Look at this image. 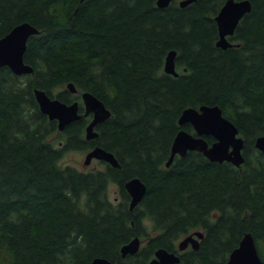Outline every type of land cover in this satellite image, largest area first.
I'll return each mask as SVG.
<instances>
[{"label":"trees","instance_id":"16d2710c","mask_svg":"<svg viewBox=\"0 0 264 264\" xmlns=\"http://www.w3.org/2000/svg\"><path fill=\"white\" fill-rule=\"evenodd\" d=\"M179 1L0 0V36L22 21L39 29L24 54L32 73L0 66V264H88L97 256L150 264L160 247L179 253V264H226L246 232L264 260V151L255 146L264 134V0H250L227 48L217 45L215 19L226 0ZM172 49L177 75L164 69ZM35 87L78 99L83 116L60 130ZM85 90L111 110L94 138L86 137L93 115H84ZM202 104L219 105L239 128L240 166L199 150L166 165L179 129L195 133L180 125L182 111ZM96 145L120 165L61 164L69 150ZM135 176L147 190L131 209L125 183ZM198 228V248L179 251L177 241ZM137 235L140 249L123 256Z\"/></svg>","mask_w":264,"mask_h":264},{"label":"water","instance_id":"95a60500","mask_svg":"<svg viewBox=\"0 0 264 264\" xmlns=\"http://www.w3.org/2000/svg\"><path fill=\"white\" fill-rule=\"evenodd\" d=\"M172 0H157L161 7L168 6ZM193 0H180L182 6L187 5ZM252 8L250 0H226L215 19L218 25L219 38L217 45L227 48L232 45L229 36L233 35L238 23L243 16ZM39 29L29 21H22L16 24L5 35L0 36V66H9L16 74H27L34 71V67L25 62L24 54L27 48V41L32 34L38 33ZM176 50L172 49L167 54L164 69L166 72L177 75L176 69ZM71 92H76L77 87L73 81L67 84ZM34 93L40 105L41 110L51 119L58 120L60 130L83 116L80 112L79 100L66 102L56 96H51L45 89L35 87ZM84 103V115L92 113L93 117L86 127V137L94 138L98 135L95 126L106 120L111 115V110L105 103L93 94L91 91L82 92ZM180 125L191 123L195 133L180 128L174 137L171 154L166 162L169 166L176 154L185 155L189 150L202 151L209 159L214 161L228 160L237 166H240L245 156L243 148L245 144L244 137L240 134L236 124L223 113L219 105L202 104L199 107H186L180 117ZM205 135L214 137L213 142H209ZM255 146L264 151V134H260L255 139ZM93 158L106 160L114 166L120 163L115 154L101 145L91 148L85 158V163H90ZM128 192L131 195L130 208L133 209L143 198L147 185L138 176L128 179L125 183ZM204 232L197 229L182 239L178 243L180 250L186 249L189 245L198 248L200 238ZM141 246V239L137 235L121 247L122 255L136 253ZM180 254L176 251L160 247L155 251V255L150 260V264H179ZM88 264H114L107 257H94ZM226 264H264L256 240L251 232H246L236 246L229 254Z\"/></svg>","mask_w":264,"mask_h":264},{"label":"rangeland","instance_id":"374dc122","mask_svg":"<svg viewBox=\"0 0 264 264\" xmlns=\"http://www.w3.org/2000/svg\"><path fill=\"white\" fill-rule=\"evenodd\" d=\"M62 88V87H60ZM53 138L57 141H60L62 136H60L58 133L57 135H54ZM90 149H72L69 150L64 157L61 160V164H72L74 166H77L80 169L88 170V169H94V168H100L103 166L101 163V160L97 158H93L90 163H85L86 154ZM109 197L114 200H118L119 197V190L118 186L114 183H110L109 185ZM199 229V228H198ZM186 236V235H184ZM184 236H182L180 239H182ZM180 239L177 241V243L180 241ZM141 242L143 243V239H141Z\"/></svg>","mask_w":264,"mask_h":264},{"label":"flooded vegetation","instance_id":"af4514ba","mask_svg":"<svg viewBox=\"0 0 264 264\" xmlns=\"http://www.w3.org/2000/svg\"><path fill=\"white\" fill-rule=\"evenodd\" d=\"M81 96H82V94H81ZM75 100H76V99H75ZM77 100H78V99H77ZM73 101H74V100H73ZM79 103H80V101H79ZM189 246H190V245H189ZM189 246H188V247H189ZM184 250H185V249H184ZM179 251H181V250H179Z\"/></svg>","mask_w":264,"mask_h":264}]
</instances>
